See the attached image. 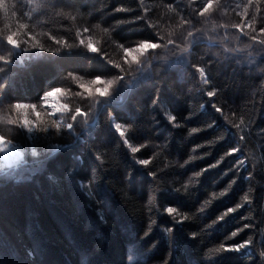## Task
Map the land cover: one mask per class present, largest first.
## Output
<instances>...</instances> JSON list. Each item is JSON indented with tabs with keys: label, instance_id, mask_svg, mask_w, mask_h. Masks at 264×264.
Returning a JSON list of instances; mask_svg holds the SVG:
<instances>
[{
	"label": "trees",
	"instance_id": "16d2710c",
	"mask_svg": "<svg viewBox=\"0 0 264 264\" xmlns=\"http://www.w3.org/2000/svg\"><path fill=\"white\" fill-rule=\"evenodd\" d=\"M206 2L0 0V56L7 61H0V134L22 155L0 169V264H264V0H213L201 16ZM189 32L197 40L180 53ZM9 33L19 48L6 44ZM29 34L60 51L32 49ZM152 36L159 48L125 62L123 47ZM89 38L98 53L87 50ZM97 75L123 81L111 86L110 98L89 96L77 80ZM53 87L68 112L54 115L44 105L42 92ZM13 100L36 105L40 119L59 121L62 131H21L11 123ZM77 107L88 117L73 122ZM116 122L136 153L111 127ZM232 147L239 151L224 156ZM221 156L216 167L192 175ZM149 157L146 166L137 162ZM167 206L176 208L175 220L187 217L175 223ZM244 239L252 243L239 252L216 251Z\"/></svg>",
	"mask_w": 264,
	"mask_h": 264
},
{
	"label": "snow or ice",
	"instance_id": "6c2138e0",
	"mask_svg": "<svg viewBox=\"0 0 264 264\" xmlns=\"http://www.w3.org/2000/svg\"><path fill=\"white\" fill-rule=\"evenodd\" d=\"M249 2H251V0H249ZM213 4V0H207L206 3L203 4V6L199 9V15H203L204 13H206L210 7ZM248 5H245V8L247 9ZM125 9H121L118 8L116 9V11H122ZM139 19V17H138ZM255 19V17L253 16V20ZM215 27V25H213ZM21 28L25 27L24 25L20 26ZM146 27L151 28L153 27L152 25H146ZM235 27L237 29H241V25L240 24H236ZM245 27H247V25H245ZM85 31H87V29H85ZM259 31L261 33H264V27L260 28ZM77 34L79 35V30H77ZM16 34L15 33H9L6 37H4L6 44L12 48H19L20 47V41L15 38ZM30 37V43H31V48L32 49H39L41 51H47V52H59L60 49L58 48H45V46L41 43H39L38 41L35 40V37H32L31 34H29ZM53 40H56L55 37H51ZM253 40H256L257 37L253 36L252 37ZM197 40V34H194V32H189L188 36L185 37V44L182 48H180V53H184L188 51V45L195 42ZM29 41H26L25 43H28ZM56 43L58 44H63L64 41L62 40H56ZM261 43H264V41H262ZM80 44L81 45H85V41L83 39L80 40ZM168 45H173L174 42L172 40H168L167 41ZM161 45L159 44L157 37L156 36H152L151 38H146V39H142L140 40L138 43L130 46V47H123V53H124V60L127 63H132V62H138L139 61V57H141L143 54H145V52L147 50H156L157 48H159ZM245 47H247V45H245ZM86 48L90 53H98L99 50L93 47V43L91 41V38H89L87 44H86ZM28 49H25V51H27ZM232 51H236V49H231ZM179 55V54H177ZM179 59L183 60L184 57L182 55H179ZM0 61H6V58L3 56H0ZM108 63L112 64L113 68L116 70H120L123 71L121 64L119 63H115L113 61H108ZM196 70V72L199 74V76L201 78L204 79V83L208 84V80L206 78V72H205V68L202 67L201 65L197 64L193 66ZM118 81H123V77L122 76H113L111 79H107V80H103L101 76L97 75L95 76L92 80L88 81L87 84L77 80V83L79 84L81 89H85L87 95L89 96H96L97 98H110V96L112 95L110 93V88L112 85L116 84ZM98 82L99 84H101L102 86H98ZM6 87V84H0V90H2L3 88ZM61 92V89L59 88H50L48 90H45L42 92V96L41 99L44 101L45 104H48L49 102V98L53 97L54 94H57ZM206 95L208 97H213L215 95V91H207ZM3 97L0 96V101H2ZM102 103V101H100ZM156 101H154L155 103ZM10 109H13L17 112V117L16 119L12 120L11 123L14 125H20L21 131H26L27 133H32L34 131H42L44 133H51L53 130L55 132H61V123L57 120H52V121H48V120H41L40 116L41 113L37 112L36 110V105L34 104H28L25 103L21 100H13L10 105H9ZM50 107L52 109V112H68L69 111V106L67 104H62V103H58V102H54L50 104ZM35 114V119L30 118V113ZM216 111L219 112L220 108H216ZM87 113L83 112L82 109L80 107L75 108L74 111H70V118L73 122H76L78 120V117H85L87 118ZM168 120L169 121H174L175 117L169 115L168 116ZM87 122V120L85 119V123ZM175 126V125H174ZM66 129L68 131H72L75 127L74 123H67L65 125ZM112 128L115 129V131L119 134V136L121 138H123V144L132 152V153H136L138 151V147H134L132 146V143L125 137V132L122 130L121 128V124L119 122L113 123L111 125ZM192 133H195L198 131L197 128H192L190 130ZM14 147L13 144V140L12 139H6L4 137V135L0 134V152H8L10 151L12 148ZM57 147H59V145H57ZM197 147H199V145H197ZM239 149L237 147H232L229 148L228 151L224 154V156L230 155L231 153H236L238 152ZM35 154V153H34ZM224 156H221L220 159H217L213 164H208L206 165V167L200 168L199 171L194 172L192 175L195 177H200L203 173H205L208 169L210 168H214L217 165H219L221 163V161L224 159ZM151 157H149L148 159H140L137 162L140 165L146 166L149 164ZM195 159V157L193 156H188L187 161H185V163H188L190 161H193ZM245 161L242 159H237L236 160V165H242L244 164ZM236 165H234L233 167H235ZM150 176L155 177L156 173L154 172H149L147 173ZM249 176L252 175V173H248ZM224 191H227V189H225ZM217 195H223V192L221 193H212V196L215 197ZM150 200H153L154 198L152 196L149 197ZM245 199H247V197H245ZM209 201H206L205 203H208ZM241 207V204L237 203L234 207H227L224 212L220 215H218L216 217V219L214 221L210 222V225H215L217 224L219 221L223 220L228 214L232 213L233 211H235L236 209H239ZM165 213L169 214L170 216L173 217V220L175 221V223H180L181 221H183L186 217L187 214L185 215H180V219L179 220H175V215H178L176 208L172 207V206H167L164 208L163 210ZM198 211H200L198 209ZM175 214V215H174ZM155 221H150V223H154ZM208 227V226H206ZM244 227H248V225H245ZM243 229L237 228L234 232L231 233L232 236H236L240 231H242ZM151 231V228H149L147 231H145L143 233V236L141 237V239H143V237H146L149 232ZM165 231L167 233H171L173 232V228L169 227L167 229H165ZM191 236L195 237L196 233H191ZM250 243H252V241L250 239H244L242 240V242L240 243H226V244H222L220 246V248L216 249L217 252L220 251H231V252H239L241 249L245 248L246 246H248ZM261 256H264V252H261Z\"/></svg>",
	"mask_w": 264,
	"mask_h": 264
},
{
	"label": "rangeland",
	"instance_id": "374dc122",
	"mask_svg": "<svg viewBox=\"0 0 264 264\" xmlns=\"http://www.w3.org/2000/svg\"><path fill=\"white\" fill-rule=\"evenodd\" d=\"M58 95H59V93L54 94L53 97L49 98L48 104L44 103V105L48 108V111H50V113H52L54 115L63 114V112H55V113H53L52 109L50 107L51 103H54V102L62 103L61 100L59 99ZM20 157H21V153L16 148V146H14L8 152H0V169H3L5 167H9V166L15 164L17 161H19Z\"/></svg>",
	"mask_w": 264,
	"mask_h": 264
},
{
	"label": "bare ground",
	"instance_id": "6f19581e",
	"mask_svg": "<svg viewBox=\"0 0 264 264\" xmlns=\"http://www.w3.org/2000/svg\"><path fill=\"white\" fill-rule=\"evenodd\" d=\"M27 3V2H26ZM29 6V5H28ZM234 22V21H233ZM31 55V54H30ZM32 56V55H31ZM37 58V57H36ZM35 58V59H36ZM247 60V59H246ZM92 77V76H91ZM201 80V79H200ZM89 81V80H88ZM88 117V116H87ZM90 117V116H89ZM91 119V118H90ZM88 120V119H87ZM99 123V122H98ZM96 125V124H95ZM92 127V126H91ZM14 130V129H13ZM81 130V129H80ZM113 131V130H112ZM90 132V131H89ZM18 133V132H17ZM85 134H88V133H85ZM31 157V156H30ZM30 167V166H29ZM16 171H17V169H16ZM27 171V170H26ZM29 172V171H28ZM7 174H8V172H7ZM6 175V174H5ZM3 175H1V177H2ZM9 176H11V175H9ZM18 177V176H17ZM16 178V177H15ZM14 178V179H15ZM19 178V177H18ZM3 181V180H2ZM70 260V259H69Z\"/></svg>",
	"mask_w": 264,
	"mask_h": 264
}]
</instances>
